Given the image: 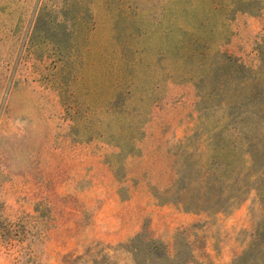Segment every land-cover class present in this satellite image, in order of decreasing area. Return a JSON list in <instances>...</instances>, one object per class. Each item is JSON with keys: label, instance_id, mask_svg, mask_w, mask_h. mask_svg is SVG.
Listing matches in <instances>:
<instances>
[{"label": "rangeland", "instance_id": "374dc122", "mask_svg": "<svg viewBox=\"0 0 264 264\" xmlns=\"http://www.w3.org/2000/svg\"><path fill=\"white\" fill-rule=\"evenodd\" d=\"M240 14L264 25V0H0V264H56L60 241L81 240L83 225L55 224L54 209L39 202L42 184L112 182L125 198L146 169L143 181L165 202L178 172L188 176L211 156L206 137L185 144L201 126L264 135V34L258 69L230 55ZM99 161L106 173L89 179ZM243 185L234 209L201 213L249 219L227 237L240 249L230 264L244 253L255 261L248 251L264 220V181ZM190 235L180 231L167 246L146 221L128 243L60 264H191ZM158 253L175 261L161 263Z\"/></svg>", "mask_w": 264, "mask_h": 264}, {"label": "crops", "instance_id": "0c3cea01", "mask_svg": "<svg viewBox=\"0 0 264 264\" xmlns=\"http://www.w3.org/2000/svg\"><path fill=\"white\" fill-rule=\"evenodd\" d=\"M238 20L241 21L238 24V33L228 44V53L243 64L258 69L260 66L258 47L264 34V25L248 14L238 15ZM55 148L51 146L52 151ZM145 157L144 154L140 160ZM104 162L99 161V166L93 169L90 167L86 171L89 179L94 174L98 176L101 168L102 173H106ZM41 164L40 175H43L45 171L43 167L46 165L44 158ZM145 170H140L139 183L129 186V195L125 198L121 194L122 187L112 182L86 183L78 189L73 185L55 187L51 185L48 189L42 184L43 187L37 195L41 194L38 200L41 203H49L54 209L56 217L54 223L83 225L81 240L68 242L66 247L62 241L58 243L56 264H60L61 259L70 253L79 255L92 248L100 249L106 245L116 248L128 243L142 232L146 221H149V230L154 239L161 240L167 246L174 242L178 232L191 231L188 237L192 248L191 264L232 262L240 249L238 245L229 248L226 240L229 239L227 237L235 238L249 225L248 218L245 216L241 218L243 211H235L227 216L221 214L208 216L201 213H186L174 205L160 204L150 191L149 184L143 181ZM169 185L168 182L164 188ZM28 206L26 204L25 207Z\"/></svg>", "mask_w": 264, "mask_h": 264}, {"label": "trees", "instance_id": "16d2710c", "mask_svg": "<svg viewBox=\"0 0 264 264\" xmlns=\"http://www.w3.org/2000/svg\"><path fill=\"white\" fill-rule=\"evenodd\" d=\"M250 113L247 111L241 115ZM252 114L256 116L255 113ZM230 124L223 127L203 125L200 127L201 133L186 138L185 144L191 147L200 144L203 137H206L207 140L203 143L211 156L206 159L201 169H194L195 171H191L188 176L178 172V179L164 192L171 195L170 200L165 202L160 200V204H172L186 213H207L228 206L234 209L244 194L243 184L252 178L264 181V165L261 166L257 158L259 153L264 151V135L259 139H252L247 126L231 129ZM231 132L235 133V139L228 137ZM227 146L235 153L231 158L223 156V150ZM189 179L190 184L187 183ZM222 183L227 185L219 186ZM258 192L264 198V188H258ZM157 243L159 241H153V244ZM249 252L256 255L252 264H264V220L258 225ZM158 254L161 263L175 261L166 253ZM246 259L247 253H244L233 264H247ZM185 263L186 261L183 262Z\"/></svg>", "mask_w": 264, "mask_h": 264}]
</instances>
